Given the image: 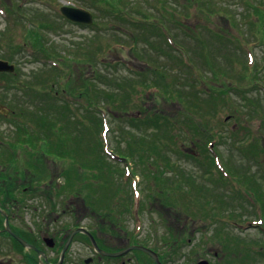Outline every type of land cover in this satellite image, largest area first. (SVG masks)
I'll return each instance as SVG.
<instances>
[{
	"label": "rangeland",
	"instance_id": "obj_1",
	"mask_svg": "<svg viewBox=\"0 0 264 264\" xmlns=\"http://www.w3.org/2000/svg\"><path fill=\"white\" fill-rule=\"evenodd\" d=\"M62 5L89 12L93 23L70 24L59 14ZM119 8L128 20L169 33L191 68L179 64L155 26L134 30L119 18ZM43 50L56 56L58 67ZM0 59L15 67L11 76L0 73V190L5 179L16 190L13 200L0 202L22 205L8 211L18 217L15 223L53 236L73 224L68 217L76 211L80 228L91 232L99 225L93 233L100 239L109 229L123 232L124 240L156 252L161 264H264V0H0ZM147 74L173 87L171 99L128 100L123 91L141 92ZM85 89L89 95L77 96ZM93 94L108 106L105 144L87 105ZM150 114H156L157 128L144 122ZM44 118L64 124L45 140L36 126ZM19 128L37 141L21 136L19 145L10 146ZM66 137L72 154L43 153ZM25 144L37 147L33 161ZM209 146L214 165L203 151ZM102 154L118 164H103L104 180L87 167ZM23 187L37 189L23 193ZM128 187L130 205L142 196L141 213L120 216L129 206ZM49 205H57L55 215H47ZM81 237H74L64 264L92 257ZM14 245L0 237V262L43 264ZM53 247H44L51 263L59 254ZM125 256V264H147L141 252Z\"/></svg>",
	"mask_w": 264,
	"mask_h": 264
},
{
	"label": "trees",
	"instance_id": "obj_2",
	"mask_svg": "<svg viewBox=\"0 0 264 264\" xmlns=\"http://www.w3.org/2000/svg\"><path fill=\"white\" fill-rule=\"evenodd\" d=\"M103 2L104 3H108L109 5H110V0H103ZM98 3H99V1H98ZM258 12V11H257ZM117 14H119L120 15V19L124 22V24L126 23L128 26H131L132 28H134V27H136V29L138 30V28L137 27H147V26H149V28H154V24H149V23H146V21H141V20H138V21H135V20H133V19H131V20H128L127 18H128V16L123 12V9H121V8H119L118 9V11L116 12ZM156 27V26H155ZM157 28V30H156V32H158V34L159 35H161L162 37H163V39H165L164 41L167 43V46H168V48L170 49L169 51L170 52H172L173 54L175 53V57H177V60H179V64H181L183 67H184V69L185 68H187V69H190L191 67L188 65V63L186 62V60H184V50L182 49V45L181 44H178V43H176L174 40H173V38L171 37V35H169V33H164L163 31H162V29H160V28H158V27H156ZM111 30V29H110ZM134 30H135V28H134ZM31 34H36V32H34V31H31ZM113 43V42H112ZM124 43H118V42H115V48H119L120 50H122L123 48H124ZM30 47V46H29ZM30 49V48H29ZM43 53H44V55L46 54L45 53V50H43ZM45 57V59H48V61H50L51 63H53L52 65H54L55 67H58V64H57V62H55L56 60V56H49V55H45L44 56ZM55 57V58H54ZM82 60H85V59H82ZM79 62H81V60L79 59ZM83 64H89V63H83ZM120 66L122 65L121 63L119 64ZM125 68H127V66L125 65L124 66ZM167 67H171V66H166V67H160V69H162L163 71H166L167 69ZM156 68H159V67H157L156 66ZM186 69V70H187ZM131 73H133V75H135L136 77H139V78H142V77H144V72H142V71H130ZM147 73V72H146ZM6 76H11V75H7V74H5ZM147 79L148 80H150L149 82H147L146 81V79L145 80H143V85L142 86H144L145 88L141 91V92H137V93H130L129 91H123L124 93L126 92L127 93V95H128V100L130 101L131 99H132V97H136V99H139V100H143V99H148V98H150L151 99V97H154L155 99L157 98H164V99H171V96H172V91H171V88H173L171 85H169V84H167L166 82H164L163 80H161V79H159L158 77H156L155 78V76L152 78V79H149V76H148V74H147ZM165 78V77H164ZM153 79H155V80H153ZM93 81V80H92ZM94 82V85H96L97 83H96V81H93ZM196 82H197V80H196ZM91 83V82H90ZM198 83V82H197ZM97 86V85H96ZM96 86H90L92 89L94 88L95 90H96V88L98 87H96ZM89 88V87H88ZM90 89V88H89ZM98 89H100L99 87H98ZM121 89L123 90V88L121 87ZM84 91H86V92H84V93H81V92H79L78 93V95L77 96H79L80 98L82 97L81 95H83V94H85V93H87L88 91H87V89H85ZM96 92V91H95ZM97 92H99V91H97ZM36 93V92H35ZM90 94V92H88L87 94H86V96L87 95H89ZM94 95V94H93ZM206 95H209L208 93H206ZM108 96H106L105 95V97L104 98H107ZM70 98V97H69ZM68 98V99H69ZM180 98V97H179ZM73 100H74V98H72ZM89 99V101H88V104L87 105H89L90 106V109H92V110H94V126H96V127H99V129H101V131H100V134H101V137H102V139H103V141H104V137H103V133H104V131H105V128H104V123H105V120H106V118H107V114H108V106H106L105 104H98V100H99V95H97V94H95L94 96H91L90 98H88ZM145 100V101H147L148 102V100ZM187 101V100H186ZM143 102V101H142ZM146 102V103H147ZM182 102H184V101H182ZM121 103H123V102H118V103H115L116 105H122ZM65 105H66V107H67V109H68V114L70 115L71 114V112H70V110H71V105H70V102H67V103H65ZM64 105V106H65ZM68 106H70V109L68 108ZM186 108V107H185ZM187 109H189V105L187 106V108H186V111H187ZM147 111V110H146ZM155 116H156V114H150L148 117H147V120L146 121H144L146 124H148L149 126H153V127H155V128H157L156 127V123H158L159 124V121H157L156 122V120H155ZM155 120V121H154ZM46 121V122H45ZM81 119H79L78 120V122L79 123H81ZM49 123H50V125H49ZM160 125V124H159ZM36 126H37V128L39 129V133H40V135H41V132H45V133H43V135H42V139L43 140H45L46 138H48V137H50L51 135H54V131H53V129L54 130H58V129H61V128H63L64 127V124L62 123L61 125H60V123H58V122H56V121H53L52 119L51 120H45V118L44 119H42V121H39L38 123H36ZM49 126H51V128H49ZM53 128V129H52ZM17 133H18V135H17V137H15L14 139H9L10 140V142L8 143L10 146H17V145H19L21 142L19 141V140H17L18 138H20L21 136H23L22 138H25V139H28L29 140V142H30V144H33V143H35L36 141H37V137L33 134V135H30V134H26V133H24V131H22V130H20V128H19V130L17 131ZM99 133V132H98ZM98 137V136H97ZM99 138V137H98ZM49 140H52V139H49ZM60 141L59 142H56V143H61V144H55V143H50L49 144V147H47L46 148V152H44L43 151V153H45V154H47V155H59V156H69L70 154H72V152L69 150V148L67 147V145H68V139H67V137L66 138H61V139H59ZM70 140H72V138H70ZM99 140H100V142H99V146H103V142H102V140L99 138ZM104 144H105V142H104ZM26 145L28 146V148L26 147ZM25 149H27V150H30V152L31 153H29V158L28 159H30L31 161H33L34 160V158L33 157H35V155H32V153L33 152H36V149H37V147L36 148H32L31 147V145H28V144H25ZM101 150H102V148H101ZM131 153H132V151L131 150H129ZM203 151L207 154L208 153V151L210 152V150H209V148H208V150H206L205 148L203 149ZM130 154V153H129ZM199 154H201V153H199ZM209 155V156H208ZM97 156V155H96ZM126 156H128V155H126ZM125 156V157H126ZM202 156H203V161L204 160H206V159H209V160H207L209 163H211V165H214L213 163H214V161H213V158H212V156L208 153L207 154V156H208V158H206L205 159V157H206V155H202L201 154V158H202ZM46 157V156H45ZM130 157V156H129ZM6 158H8V156L6 157ZM5 158V159H6ZM142 158V157H141ZM106 158V156H104L103 154H102V157L101 156H98L97 157V160L98 161H95L94 162V165H91V166H87V167H89V168H95L94 170H92V171H94L96 174H94L93 175V177L94 178H96V179H99V178H101V179H105L104 178V173H105V169H108L107 167H105L103 164L105 163V162H108V164H110V166H111V168H114V164H117L116 162H109V160ZM118 159V158H117ZM143 159V158H142ZM142 159L140 160V161H142ZM118 160H121L122 161V159H118ZM125 163H126V161L125 160H123ZM28 166H30L31 168H33L35 165H33V163H30V164H27ZM118 165V164H117ZM80 166H82V165H80L79 164V166L78 167H80ZM83 167H85V168H87L86 167V165H84L83 164ZM34 168H36V167H34ZM37 169V168H36ZM104 169V170H103ZM111 170H113V169H110V171ZM158 170V169H157ZM69 172H71L70 170L69 171H66L65 173H64V175H63V177L62 178H64L63 179V182H64V185H63V187L64 186H67V183H68V180H69V177H67V175H68V173ZM156 172V171H155ZM42 172H40L39 174H38V176L41 174ZM107 173V172H106ZM154 173V172H153ZM132 174H133V172L131 171V176H132ZM31 176V178H34V176L35 177H38L37 175H30ZM0 179L2 180V176L0 177ZM46 178H43V180L42 181H44ZM154 179H156L157 180V176H155L154 175ZM4 181V185H3V188L0 190V199L2 200V201H6V202H8L9 200H13L14 198H15V195H16V190L15 189H13V190H11L12 189V187H13V184L12 183H10L9 181H8V179H5V180H3ZM74 180H73V182H72V184H74ZM51 184V183H50ZM43 186V185H42ZM129 188V208L128 207H126V213L128 212H130V208H131V206L132 205H130L131 204V195H130V193H131V190H130V187H128ZM36 190L37 188H31V187H29V189L27 188V190H26V188H24L23 187V189H21V192H23V193H25V192H28V190ZM15 191V192H14ZM75 191V189H72V190H70V191H68V194L67 195H69L68 197H70V195L73 193ZM30 192V191H29ZM31 193V192H30ZM109 193V192H108ZM159 193V192H158ZM60 194L61 195H63V194H65V191H62V187H61V189H60ZM111 195V192H110V194H109V196ZM142 197V196H141ZM87 200V199H86ZM149 200H151V196L149 197ZM154 201L156 200V199H153ZM106 201V200H105ZM158 201H160V202H163V203H165L164 202V200H163V198L161 199V198H159V200ZM99 203H98V200H97V202L95 203V205H98ZM87 205H92L91 204V201L88 203L87 202ZM125 205V204H124ZM137 205H142V201L140 200L139 201V204H137ZM163 205V204H162ZM168 205H170V204H168ZM102 209V208H101ZM95 226V225H94ZM93 229H95V227L93 228ZM91 232H90V234L92 235V236H94L93 234V230L91 229L90 230ZM81 238H83L84 240H86L87 241V238H85L84 236L83 237H81Z\"/></svg>",
	"mask_w": 264,
	"mask_h": 264
},
{
	"label": "flooded vegetation",
	"instance_id": "obj_3",
	"mask_svg": "<svg viewBox=\"0 0 264 264\" xmlns=\"http://www.w3.org/2000/svg\"><path fill=\"white\" fill-rule=\"evenodd\" d=\"M22 205H9L8 203H3V202H0V217H3V220L0 219V221H3L2 222V225L0 224L1 228H0V237L3 238V240L5 241H8V243H10L11 245V248H15V245L14 244H17L19 247H21V249H23L22 251H28L29 255L27 256L28 258H30V254H34L35 257L37 258L38 260V263H40V260L41 262H43V264H55V263H51L49 262L47 259H48V253L46 250H44L46 247V244H45V240L44 239H51L53 241V249H52V252L54 251H59V254H58V259L60 257V254L70 236V233L75 230V229H78L79 228V225H77V223L74 224L75 220L77 222V212L76 211H71V213H69V223H73L71 226H67V227H64V228H61L60 229V225L58 226L59 229H57L56 232H54L53 236H45L43 237L41 234V230L39 232V234L37 235V232L35 230H30V228L28 226H26V224L23 222V223H15V220L18 219V217H16V215H8L9 212L11 209H14V208H19L21 207ZM57 205H49V208L47 210L48 214L47 215H50V214H56L54 213V208H56ZM25 207V206H24ZM24 207H22L23 209H25ZM126 207V206H125ZM129 208V206H128ZM126 208H121L119 211H122L120 216L125 212L124 215H128V217L130 216V213H126ZM7 211V212H6ZM141 213V211H140ZM6 215V217H5ZM5 218L7 219V223H8V226H9V231L16 237L20 238L22 241L26 242L28 245L30 246H33L35 248V250H32V249H28V248H23L22 245L12 236L10 235L7 231H6V226H5ZM46 219L43 218L42 221L44 222ZM57 221V220H56ZM95 229H92L93 231H97V229L99 228V225L95 224ZM86 228V227H85ZM117 229V228H116ZM119 231V230H118ZM58 233V234H57ZM121 234L123 232H120ZM121 234H115L113 232L109 231L107 233H105L102 237V239H100L99 236L93 234L94 236L93 237V240L96 244V246L101 249L102 251L108 253V254H114V253H117V252H120L124 249H126L127 247H130V246H137V245H140V246H143V247H148V246H145V245H142V244H138L135 240H131V239H128L127 237L125 238V240L122 238ZM84 236L86 237L84 234L82 233H76L73 235V237H71V240L69 242V244L67 245V248H65V252H64V255H63V258H65L68 253H69V250L72 249V244L75 243L74 241V237L75 236ZM127 235V234H126ZM125 236V235H124ZM83 239V238H82ZM84 240V239H83ZM85 245H87L86 248L90 249L91 250V253H92V257L89 258L90 262L92 264H104L107 263V264H125L126 263V256L123 255L121 257H116V258H111V257H108V256H102L98 253H96L94 251V249L92 248V245L89 241V239L87 238V241L84 240L83 241ZM128 242V243H127ZM127 243V245H126ZM125 244V245H124ZM153 251V250H152ZM37 252H41L42 253V257L39 256V254H37ZM134 252V251H133ZM139 252V251H137ZM154 252V251H153ZM156 253V252H155ZM127 255V254H126ZM145 255V254H143ZM26 257V258H27ZM146 257V262L145 263H151L150 260H152V258L148 255H145ZM62 258V259H63ZM30 260V259H29ZM36 260V261H37ZM8 261H11L15 264L14 260L13 259H8L6 261H1L2 263L3 262H8ZM64 259H63V262H61V264H64ZM0 262V263H1ZM89 262V263H90ZM136 264H140V262L137 261Z\"/></svg>",
	"mask_w": 264,
	"mask_h": 264
},
{
	"label": "water",
	"instance_id": "obj_4",
	"mask_svg": "<svg viewBox=\"0 0 264 264\" xmlns=\"http://www.w3.org/2000/svg\"><path fill=\"white\" fill-rule=\"evenodd\" d=\"M59 11H60L61 16L63 18H65L67 21H69L70 23L81 24V25L87 26V25H91V23L93 22L92 15L89 12L81 10V9H76V8H72V7H68V6H62L59 9ZM14 71H15V67L13 65L9 64L7 61H3L2 59L0 60V73L13 74ZM5 226H6V231L10 235H12L22 245V247L35 250V248L33 246L28 245L26 242L22 241L20 238H18L16 236H14L9 231L7 219H5ZM76 233L85 234L88 237V239H89L90 243L92 244L93 248L95 249V251L102 256H108L111 258H116V257L126 255L131 251H140V252L144 253L145 255L150 256L155 264H160L157 255L154 252H152L151 250H149L143 246H130V247H127L126 249H124L120 252L114 253L113 255L108 254V253L98 249L96 247V244H95L93 238L91 237V235H89L85 230H82V229H77L76 231H73L70 234V236H69V238H68V240H67V242H66V244H65V246L61 252V256H60V259H59L57 264H61V260L63 258L64 252L66 250L65 248H67V245L69 244V242L71 240V237H73V235ZM44 240H45V244L47 247H49V248L53 247V241L51 239L48 238V239H44ZM37 253L39 254V256L42 257L41 252H37ZM89 262H90V260L88 259L85 261V264H88ZM0 264H14V263L11 261H8V262H3V263L1 262ZM196 264H209V263L206 260H200V261L196 262Z\"/></svg>",
	"mask_w": 264,
	"mask_h": 264
}]
</instances>
